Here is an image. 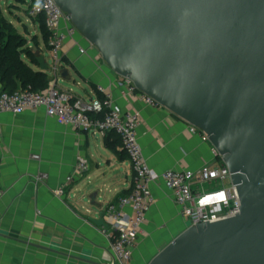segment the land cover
<instances>
[{"label":"crops","instance_id":"1","mask_svg":"<svg viewBox=\"0 0 264 264\" xmlns=\"http://www.w3.org/2000/svg\"><path fill=\"white\" fill-rule=\"evenodd\" d=\"M35 24L36 35L41 36L34 40L40 42L35 54L43 56L50 69V47L38 22ZM66 26L64 21L63 29ZM61 56L57 76L61 88L87 100L109 92L121 109L140 112L139 142L153 170L198 172L206 164L220 163L200 129L193 131L191 124L161 105L148 104L139 90L130 91L126 79L79 32L67 40ZM32 66L41 70L39 63ZM47 74L52 80L50 70ZM0 126V184L5 190L0 198V264H113L114 229L106 211L131 191L133 170L128 156L121 158L107 146V133L75 131L49 117L44 108L18 115L3 113ZM118 137L114 134L112 140ZM117 149L122 150L121 144ZM81 157L88 168L79 175L75 169ZM40 175L46 179L37 181ZM70 176H74L73 182L58 196L55 191ZM151 189L156 201L147 214L131 264H148L190 226L172 190L162 181ZM231 189L230 181L202 184L195 180L193 185L201 196L197 200L209 208L224 206ZM131 212L130 206L124 208L127 216ZM100 218L107 226L94 223ZM121 222L126 224L127 218Z\"/></svg>","mask_w":264,"mask_h":264},{"label":"water","instance_id":"2","mask_svg":"<svg viewBox=\"0 0 264 264\" xmlns=\"http://www.w3.org/2000/svg\"><path fill=\"white\" fill-rule=\"evenodd\" d=\"M55 2L115 73L200 129L231 173L239 212L189 226L148 264H264V0Z\"/></svg>","mask_w":264,"mask_h":264},{"label":"built area","instance_id":"3","mask_svg":"<svg viewBox=\"0 0 264 264\" xmlns=\"http://www.w3.org/2000/svg\"><path fill=\"white\" fill-rule=\"evenodd\" d=\"M28 14L32 18L41 15L45 17L46 26L50 32L52 80L47 89L38 92L29 88H19L8 92L0 88V116L3 113L18 115L44 108L49 117L56 119L60 124L70 126L75 131L102 134L114 131L119 136L121 148L126 152L132 166L133 184L130 193L121 196L109 205L106 211L108 222L114 229L111 235L112 252L115 258L113 264H131L134 248L144 233L147 214L156 201L151 186L158 181H162L168 189L173 191L176 202L183 216L189 220L190 226L202 222H215L239 212L240 200L233 186L224 206L213 204L210 208L202 200H197L201 196L196 195L193 190L195 180L202 184L211 181L231 182V173L223 161L216 165L206 164L198 172L169 169L158 173L147 163L139 142L138 129L142 121L140 112L121 109L109 92L104 93L100 99L87 100L71 90L61 88L57 77L62 64L61 50L67 40L78 33V30L55 0H36L29 7ZM64 21L67 22L65 29L62 27ZM126 81L130 91H138L130 80L126 79ZM143 98L148 104L159 106L151 97L143 94ZM197 129L192 126L193 131ZM1 135L0 126V138ZM216 154L218 155L217 151ZM87 168V161L82 157L79 158L76 173L80 175ZM36 179L43 181L46 176L40 175ZM73 179L74 176L68 177L65 185L57 189L55 193L58 196L63 195L65 187L73 182ZM4 193L5 190L0 184V198ZM126 206H130L132 210L128 216L124 213ZM125 218L127 223L123 224L121 221Z\"/></svg>","mask_w":264,"mask_h":264},{"label":"trees","instance_id":"4","mask_svg":"<svg viewBox=\"0 0 264 264\" xmlns=\"http://www.w3.org/2000/svg\"><path fill=\"white\" fill-rule=\"evenodd\" d=\"M0 0V84L1 90L13 92L19 88H29L34 91H44L50 85L51 79L47 72L36 70L32 65L38 64L37 55L28 46V40L20 34L16 26L11 22L1 5ZM15 8L19 4L28 3L27 12L36 0H16ZM13 12V9L10 8ZM29 15V14H28ZM32 18V17H31ZM38 22L44 42L49 46L50 32L47 29L45 17L38 16L33 18ZM35 41H37V38ZM50 47V46H49ZM26 58L30 62L26 61ZM102 98V97H101ZM114 131L107 133L106 144L113 149L121 158H124L126 152L119 151L117 146L120 145L119 137L112 140ZM116 136H118L116 134ZM218 161L222 163L218 156Z\"/></svg>","mask_w":264,"mask_h":264},{"label":"rangeland","instance_id":"5","mask_svg":"<svg viewBox=\"0 0 264 264\" xmlns=\"http://www.w3.org/2000/svg\"><path fill=\"white\" fill-rule=\"evenodd\" d=\"M17 3L18 1L16 0H5V1H2L1 4L5 11L7 18L11 22H13L18 32L22 34L25 38H27L28 46L33 50V52L36 53L37 50L35 48L38 47L40 42L35 43L34 38L41 37V36L36 35V33L38 32V27L36 26L34 19L28 15V12H27L28 3L19 4V6L15 8V4ZM10 8L13 9V12L10 11Z\"/></svg>","mask_w":264,"mask_h":264}]
</instances>
